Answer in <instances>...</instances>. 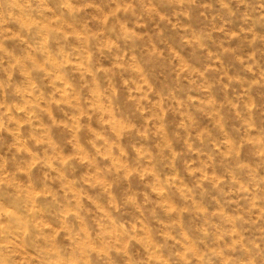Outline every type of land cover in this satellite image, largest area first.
I'll return each instance as SVG.
<instances>
[{"label": "clouds", "instance_id": "clouds-1", "mask_svg": "<svg viewBox=\"0 0 264 264\" xmlns=\"http://www.w3.org/2000/svg\"><path fill=\"white\" fill-rule=\"evenodd\" d=\"M0 264H264V0H0Z\"/></svg>", "mask_w": 264, "mask_h": 264}]
</instances>
